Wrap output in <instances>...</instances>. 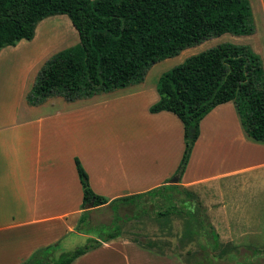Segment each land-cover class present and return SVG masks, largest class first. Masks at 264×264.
I'll list each match as a JSON object with an SVG mask.
<instances>
[{"label":"trees","instance_id":"trees-1","mask_svg":"<svg viewBox=\"0 0 264 264\" xmlns=\"http://www.w3.org/2000/svg\"><path fill=\"white\" fill-rule=\"evenodd\" d=\"M56 14L69 16L79 42L54 54L39 71L28 96L33 104L55 95L74 101L140 83L152 65L189 47L226 33L255 32L250 0H0V50L32 40L38 23ZM157 90L160 98L150 111H170L184 124L180 181L201 121L220 104L234 101L246 134L264 142V63L248 44L226 41L191 55L160 76ZM76 166L84 188L77 230L90 237L69 251L59 252V242L40 248L22 264H72L102 242L121 236L125 220L119 210L126 206L133 211L128 220L147 214L163 227L178 214L184 229L173 253L194 245L196 254H207L214 262L262 264L255 261L257 249L238 258L237 246L223 245L199 194L180 181L110 200L94 192L79 158ZM179 200L189 205L179 207ZM105 205L113 210L111 223L95 224L92 211ZM134 241L163 253L159 242ZM195 264L204 260L197 258Z\"/></svg>","mask_w":264,"mask_h":264},{"label":"rangeland","instance_id":"rangeland-1","mask_svg":"<svg viewBox=\"0 0 264 264\" xmlns=\"http://www.w3.org/2000/svg\"><path fill=\"white\" fill-rule=\"evenodd\" d=\"M250 3L255 25L253 34L226 33L211 38L183 50L177 56L155 63L147 70L142 82L127 86L139 84L140 92L132 93L129 88H119L110 92L113 95L106 102L102 101L106 94H99L97 99L79 106V109L77 106L72 108V112L64 118L69 150L85 159H106L111 165L124 161L123 167L127 174L138 178L134 182L144 178L148 172L160 175L168 170L172 174L169 182L175 179L185 151L183 124L180 123L181 134L175 120L170 119L163 124L161 120L150 117L148 106L157 95V84L154 83H157L162 74L191 55L226 41L250 45L260 54L264 63V0H250ZM78 42V31L67 14L46 17L38 23L32 40L24 39L16 46L3 49L0 77L18 86L20 82L34 83L39 71L54 54ZM2 93L0 105L3 104L6 108L19 106L15 100L10 104V95L16 92L11 93L7 89L6 93L4 90ZM17 102L20 103V100L17 99ZM54 107L52 104L46 106L45 110L53 111L60 104ZM233 110L234 103L229 102L216 109L206 120L200 150L191 160V164L187 165L185 172L188 179H191L244 167L236 176H222L214 184L194 190L206 206L223 245L237 246L240 252L238 258L251 256L252 250L257 249L260 255L254 256L255 261L264 264V145L251 141L245 135L236 123ZM176 165L178 168L172 173L173 166ZM140 167L145 170L144 174ZM175 203L179 207L189 205L180 200ZM220 207H224L226 212H219ZM132 212L129 206L119 210L125 220L121 237L159 242L163 245V252L177 251L175 247L179 246L178 238L184 229V222L178 214L173 215L170 226L163 227L147 214L140 216V219L128 220L127 216L133 215ZM91 218L95 224H110L113 210L110 206L95 209ZM87 239L71 236L67 242L68 251L84 244ZM196 252V246L188 245L176 253L186 264H195L197 258L203 259L204 264L237 263L230 259L214 262L207 254Z\"/></svg>","mask_w":264,"mask_h":264},{"label":"crops","instance_id":"crops-1","mask_svg":"<svg viewBox=\"0 0 264 264\" xmlns=\"http://www.w3.org/2000/svg\"><path fill=\"white\" fill-rule=\"evenodd\" d=\"M3 49L0 50V67L3 66L1 58ZM1 79L0 77V99L2 91L6 93L8 89L11 93L16 92L10 95V104L15 100L19 106L6 108L3 104L0 105V264H22L38 249L58 242L61 245L59 252L68 251L67 242L71 236H81L85 240L90 237L77 230L83 212L84 188L77 171L76 158H79L84 166L94 192L110 200L170 183L168 182L172 175L170 170L160 175L148 172L144 178L141 177L134 182L138 178L127 174L123 167L124 161H117L115 165H111L106 159H85L69 150L67 124L64 118L72 112V108L77 106L79 109V106L97 99L99 94H106L105 100L102 101H108L113 95L110 92L116 90L74 101L55 95L33 104L28 100V96L35 82L31 84L20 82L18 86L12 84L10 80L8 82V79ZM158 80L159 78L157 83ZM138 86L141 85L126 88L132 93H138L141 91L138 90ZM159 98L157 90V95L148 106L150 117L161 120L163 124L170 119L175 120L182 134L180 123L183 122L176 114L170 111L158 113L150 111V107ZM229 102L234 103L232 112L245 135L251 141L264 145V142L246 134L235 102ZM229 102L216 106L201 121L200 135L192 150L188 166L200 150L204 123L216 109L226 106ZM52 104L53 108L57 104H60V107L53 111L45 110L46 106ZM182 137L185 142L184 124ZM177 166H173L172 173L176 172ZM140 169L144 174L145 170L141 167ZM243 170L244 167H240L218 175L191 179H188L185 170L180 184L192 190L201 189L214 184L213 182L222 176H236ZM218 211L226 212L224 207H220ZM72 264H186V262L177 253L158 252L119 236L102 242L99 247L83 254Z\"/></svg>","mask_w":264,"mask_h":264},{"label":"water","instance_id":"water-1","mask_svg":"<svg viewBox=\"0 0 264 264\" xmlns=\"http://www.w3.org/2000/svg\"><path fill=\"white\" fill-rule=\"evenodd\" d=\"M180 179L178 177H176L175 179L171 180L170 183H179Z\"/></svg>","mask_w":264,"mask_h":264},{"label":"bare ground","instance_id":"bare-ground-1","mask_svg":"<svg viewBox=\"0 0 264 264\" xmlns=\"http://www.w3.org/2000/svg\"><path fill=\"white\" fill-rule=\"evenodd\" d=\"M47 20V19H46ZM42 23V22H41Z\"/></svg>","mask_w":264,"mask_h":264}]
</instances>
